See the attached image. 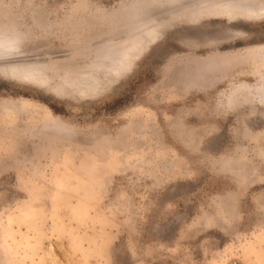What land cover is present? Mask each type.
<instances>
[{"label": "rangeland", "instance_id": "obj_1", "mask_svg": "<svg viewBox=\"0 0 264 264\" xmlns=\"http://www.w3.org/2000/svg\"><path fill=\"white\" fill-rule=\"evenodd\" d=\"M264 0H0V264H264Z\"/></svg>", "mask_w": 264, "mask_h": 264}, {"label": "bare ground", "instance_id": "obj_2", "mask_svg": "<svg viewBox=\"0 0 264 264\" xmlns=\"http://www.w3.org/2000/svg\"><path fill=\"white\" fill-rule=\"evenodd\" d=\"M262 11L264 10V8L263 9H261Z\"/></svg>", "mask_w": 264, "mask_h": 264}]
</instances>
